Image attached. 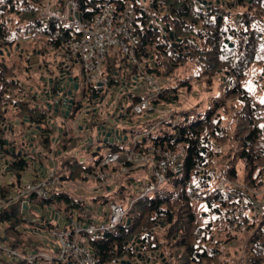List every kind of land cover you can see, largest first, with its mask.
<instances>
[{"label": "trees", "instance_id": "obj_1", "mask_svg": "<svg viewBox=\"0 0 264 264\" xmlns=\"http://www.w3.org/2000/svg\"><path fill=\"white\" fill-rule=\"evenodd\" d=\"M47 1L0 0V4L8 6L5 17L9 13V20L5 18L0 24V47L8 46L18 37L31 36L34 37L31 41L22 43L24 52L20 53V50L17 53L23 57L29 46V57L33 54L44 57L50 52L49 45L52 43L48 36L55 37L58 31L59 37L54 39L55 43L64 39L63 27L57 26L56 19L48 25L44 23L42 15L36 22L23 19L25 9L41 13ZM75 1L79 10L86 17H91L106 0ZM138 1L110 0V3L118 10L132 5L136 11L137 26L140 24L143 27L138 60L148 72L159 78L162 75L166 81L156 104H178L182 98L178 96L181 86L188 91L197 84L209 94L197 102L195 100V103H189L183 110L177 106L172 116H177L179 121L173 134L152 138L150 130L142 134L136 143L126 141L105 146L115 153L131 150L148 152L154 160H159L161 152L179 149V145H183L185 153L179 170L169 171L166 180L169 182L172 178L176 187L182 185V190L177 187L163 193L160 191L162 184L153 191L156 195L154 198L149 195L134 198L136 202L129 211V218L132 219L130 225L107 231L100 238H91L90 244L99 264H113L122 259L133 261L136 252L131 247V240L138 235L144 245L143 251L152 255L151 264H164L161 254L168 264H264V201L257 195L249 194L252 187L264 181V0H254L252 4H249V0H207L212 2L209 6H202L197 0H161L159 5L157 0H153L152 7L159 13L158 18H161L168 32L174 31L182 40L176 47L172 46L168 36L164 38L161 35V29L156 31L150 28L153 23L148 10H143ZM226 40H229L228 44ZM40 41L43 44L38 48ZM150 54L155 58L153 67L148 62ZM42 62L46 61L43 59ZM28 63L25 71L31 69ZM125 63L119 53L108 56L105 77L111 80V84L112 80L117 81L118 77H122ZM10 67L8 64L0 67V146L2 150L5 145L19 149L22 145H35L39 139L44 149L49 151L54 144V132L45 123L47 116L39 117L37 107L31 101L27 102L28 88L11 74ZM171 84L177 87L173 88ZM9 111L19 118L17 124L29 123L32 126V130L21 134L19 147L13 134L14 125L7 123L9 118L6 114ZM132 119L133 116L127 119L129 124L130 121L134 122ZM151 123L154 120L141 123L137 119L134 124L149 126ZM34 127H41L48 134L33 135ZM26 137L31 140L27 141ZM148 137L152 142H147ZM9 138L12 141L7 144ZM77 139L66 132L62 134L56 144L61 149V155H57L61 159H57L58 165L72 169L78 167L74 157L85 147L80 146ZM4 152L13 159L9 166L14 178L10 185L3 186L0 191V204L10 193V188H19L23 171L28 166L23 160L14 161L19 159L16 153ZM125 167L129 165L125 164ZM93 169L94 166L83 167L82 171L92 174ZM112 169L117 172L122 166L112 165ZM211 169L215 172L211 178L218 179L219 183L224 181L246 186L236 188L230 185L225 191L220 189L218 183L216 190L225 192L227 197L221 193L209 194V178L203 174ZM64 179L66 176L61 177V180ZM131 180H134L132 172L125 174L118 192L124 193L123 182L130 183ZM55 200L65 203L66 209L63 211L66 213L71 210L83 213L87 209L93 211H89L90 215L94 213L92 208L80 207L69 194L59 191L53 198L40 202L42 205H54ZM197 201L201 203L196 204ZM255 204L260 206L255 207ZM196 206L200 211H196ZM243 206L249 209L245 215L247 224L243 229L244 238L239 239L237 245L226 246L240 232L231 231L229 226ZM16 209L19 211L18 204H13L0 214V223L7 237L6 245L24 253L28 249L41 252L44 246L39 245L31 234L18 229L25 222ZM117 230H120L119 235L114 234ZM26 235L29 237L24 240L25 243L20 244L13 239ZM126 242L129 245H125Z\"/></svg>", "mask_w": 264, "mask_h": 264}, {"label": "built area", "instance_id": "obj_2", "mask_svg": "<svg viewBox=\"0 0 264 264\" xmlns=\"http://www.w3.org/2000/svg\"><path fill=\"white\" fill-rule=\"evenodd\" d=\"M160 1L157 0L158 5ZM56 2H58V6ZM56 2L49 0L44 3L41 15L45 24L50 23L53 19L63 22L64 39H59L58 43H55L54 39L59 37L58 31L55 32V37L48 36V38L52 41L49 45L50 52L59 51L61 57L59 71L60 74L64 75V78L60 80L61 75L59 74L58 86L55 84L56 86L53 85L46 90H41L35 96V98L43 101L42 105H37L38 108L40 106L48 108L47 105H51L53 110L51 108L49 110L54 111V115L58 116L57 119L60 118L61 120L59 125L58 121H54L51 117L45 121L50 127L56 125L55 128L59 136L53 141H59L64 132H72L77 135L82 133L80 131L89 130L88 125L92 117L102 114L103 108L112 105V103L107 105L106 98L108 97H111L112 108L116 111L112 116H108L110 122L126 120L130 116L142 117L147 113L151 115L155 106L158 105L156 102L161 96L165 82L156 74L148 72L138 60V52L142 49L140 33L143 27L140 24L137 26L134 7L127 5L118 10L114 4L110 3V0H106L96 14L86 17L79 10L76 1L56 0ZM138 4L143 10H146L145 5H141L140 0ZM157 21H161V18H157ZM159 29L162 30V27L159 26ZM33 38L31 36L27 38L18 37L14 44L20 45L24 41H31ZM143 50L148 52L147 48ZM115 53H119L126 63L122 66L121 81L123 83L117 84L113 90L110 80L105 77V70L108 56ZM148 60L153 67L155 58L152 54ZM76 63L82 67V78L71 73L70 64ZM75 84L79 85L78 89H75ZM46 92L51 94L47 96ZM70 99L73 101L69 109ZM56 108L57 111H55ZM68 109V118L78 115L72 130L66 125L65 111ZM62 124L67 127L62 126ZM102 126H98V132L102 131H100ZM106 130L112 132V126H107ZM34 131L39 135L48 134L41 127L40 129L35 128ZM112 133L114 135V132ZM140 138L141 136L135 138L133 143H136ZM26 139L27 141L31 140L30 137H26ZM56 142L54 141V143ZM102 143L103 145L112 144L104 141ZM114 144H122V141L116 136ZM38 147L37 145H22L21 148L15 149L12 145H5L3 146L4 150H2L0 146V191L3 190V186L10 185L14 178L9 166L13 159L7 156L4 151L16 153L19 159H14L15 162L23 160L28 163L21 176L19 188H10V193L1 201L0 214L3 209L18 204L19 212L25 222L18 229L28 234L51 235L54 242L52 245L50 244L49 248L53 253L28 249L27 255H22L17 249L6 245L7 237L3 225L0 223V259L7 264L24 262L33 264H99L95 250L90 244L91 238H100L107 231L128 225L129 211L136 200L130 199L128 207L118 204L110 205L107 213L103 214L104 220L90 215L89 209L83 213L77 210L66 213L63 210L55 209L52 204L42 205L40 200L53 198L58 186L62 185V180L57 174L58 161L54 160V147L52 146L48 152L44 148L39 151ZM12 148L15 150L14 152L11 151ZM107 150L106 158H101L95 163L92 174L85 171V176H93L102 182L109 179L112 174L117 173L112 169V165H119L122 153ZM177 150L161 152L159 160L152 159L149 153H139L133 150L125 153L127 161L134 164L142 165L145 164L143 161L146 163L150 160L154 161L155 179L159 184H162L166 181L169 171L179 170L181 161H179V155L176 154ZM47 159H50L49 162ZM161 170H164V173H161ZM3 176L7 177L5 184L2 185ZM148 184L151 186L146 192L141 193V197L158 188L154 183ZM219 187L222 190H227V186L225 187L223 183ZM239 213L240 216L233 222L237 229H242L245 225L244 206L241 207ZM58 219H63L64 224H58ZM53 224H57L58 227L51 226ZM113 264L122 263L117 261Z\"/></svg>", "mask_w": 264, "mask_h": 264}, {"label": "rangeland", "instance_id": "obj_3", "mask_svg": "<svg viewBox=\"0 0 264 264\" xmlns=\"http://www.w3.org/2000/svg\"><path fill=\"white\" fill-rule=\"evenodd\" d=\"M18 2V0H16ZM52 1V0H51ZM56 2V0H53ZM75 1V0H74ZM137 1V0H135ZM140 2L142 3L141 5H145L146 10H148V13L151 17V21L154 24V27H159V22L157 21V18L160 16L159 13L156 11V9L154 7H152V2L153 0H140ZM57 6H58V2ZM249 4H250V0H249ZM200 5L203 6L202 3H200ZM7 8L4 7V4H0V24L3 21V19H7L9 20V13L8 16L5 17ZM20 10H18L19 12ZM40 12L34 11L33 9H25V13L23 16V19L27 20H32L34 22L38 21L39 18L41 17ZM14 16V15H12ZM42 19V18H41ZM56 24L58 27L62 28L63 27V22L60 20H56ZM48 25V24H47ZM47 28V27H46ZM181 31H184V29H181ZM161 35L164 37V34L162 32V30L160 31ZM38 44V48H41L42 44L41 41ZM19 45H15L14 41L9 44L8 46H3L0 47V67H4L6 66V64L11 65L10 69H11V74L14 75V77L20 81H22L28 88V95L25 97V99H27V101H31L32 105L37 107V105H42L43 101L39 98H35L36 94L39 93L41 90L43 89H48L49 87L53 86V85H57L58 86V80H59V76L62 75L60 74L59 71V64H60V54L59 51H54V52H49L47 53L44 57L40 56V54H36L35 56H31L29 57V46L26 47L27 48V53L21 57L19 56V54L17 52H19L21 50L20 53L24 52V48L22 46V43ZM27 45V44H25ZM7 48V49H6ZM3 52V54H2ZM9 52V55H8ZM11 53V54H10ZM30 59V60H29ZM44 59L46 62L45 63H41V61ZM29 60V63H28ZM31 67V69L29 71H25L26 66ZM71 66V73L76 76V77H80L82 78L83 76V71H82V67L80 64L76 63L74 65L70 64ZM165 67V65H163ZM60 74V75H59ZM59 75V76H58ZM164 77L161 75V79L165 81V79H163ZM53 79V80H52ZM122 77H118V80H112L113 84V90L116 88L117 83L118 85H121L123 83ZM54 81V83H53ZM111 81V80H110ZM62 82V81H61ZM195 86H192L188 91L186 90L185 86H181L180 87V93L178 94V96H181V102L179 101L178 104L176 103H159L157 106H155V109L152 111L151 115H144L142 117L138 116V117H134L133 116V121H130V124L128 122V118L126 120H114L112 122H110V119L108 118V116H112L114 114V112H116L112 107H113V101L111 99V97L106 98V102L107 105H110L112 103V105L110 107H105L103 108V113L97 116L93 117V120H91L90 124L88 125V129L87 131H80L82 133L80 134H74L72 132L68 133L69 135H73L74 137L78 138L77 140L79 141L78 144L87 149L84 148V150L80 151L75 157L74 159L77 161L78 163V167L76 169H72L70 167H62L60 164L57 167L58 170V174L59 176L63 177L66 176V179L62 180V185L58 186L57 188V192H63V193H67L70 195V197L72 198V200H74L80 207L82 208H92L94 210V213L92 214V216H96L98 219L104 220V213L106 214L110 205L112 204H118V205H123L125 207L129 206V201L131 198H139L141 196L142 192H146V190L151 186V184L148 183H154L157 185V187L161 186V190L163 193H168L171 192L173 190H176V185L173 182V179L171 178L169 182H164L162 184H159L154 176L155 173V169H154V161H149V162H145L143 161L145 164H134L131 162H128L126 159V153H122V157L121 161L119 162V166H122V169H120L119 171H117L116 174H112L110 176L109 179L99 182L95 177L91 176L88 177V179H83L82 177H86L84 175L85 171H82L83 167L87 168V167H93L95 165L96 162L100 161L101 158H106V156L108 155V150L106 149V145H103V141L104 139L102 138V140H100L101 137H104L101 135L102 132H106L108 133V131L106 130L107 126H112V132L115 133V131L118 129L121 137L122 136H128V139L126 141H128L129 144L133 143V141L135 140V138H137L138 136L142 137V134L144 133H149V131H152V138H158V137H162L165 136L166 134H173L175 132L174 127L175 125L178 123V117L177 116H172L174 113L173 111H175L177 109V106H179V109L183 110L186 107L189 106V103H195L199 101L202 96H206L209 93L208 92H204L203 88L199 87L197 84H194ZM169 86V85H167ZM171 86L177 87L176 84H171ZM165 88H167L165 86ZM32 89V90H31ZM67 100V99H66ZM71 100V99H70ZM69 100V101H70ZM49 101V100H48ZM183 103V104H182ZM70 105H72V103L70 102ZM48 108L44 107L42 108L41 106L36 110V113L38 114L39 117H41L42 115L47 116V118L51 117L54 121H58V125L61 123L60 118L57 119V117L54 115V111H50L49 109L51 108L53 110V107L51 105H47ZM5 109H8L7 107H5ZM76 114V113H75ZM6 116L9 118V121L7 122L9 124V122L14 125V135L15 138L17 139V147H19V142L22 140L21 134L26 133L29 130H32V126H30L29 123L25 124V125H20L17 124L19 121L18 117H15L11 111L8 112V114H6ZM78 115L76 114L75 116H73V118H68V115L66 116L65 114V119H66V125H68L69 129L72 130L73 126H74V121L76 120V117ZM61 117V116H60ZM68 118V119H67ZM137 119H140L141 123L142 122H147L149 120H154V123H151L149 126L147 125H140V124H134ZM105 123L103 126L105 127V129H100L101 132H98V126L101 123ZM66 125L62 124V126L67 127ZM56 125L51 126L52 131L54 132L53 136L54 138H58L59 135H57L58 131L55 128ZM61 126V127H62ZM102 126V127H103ZM37 127H34V129ZM60 128V127H59ZM157 128V129H155ZM126 131V133L124 132ZM111 132V131H110ZM33 135H37L35 133V131H32ZM61 139V137H60ZM59 139V140H60ZM120 141L122 142H126L123 138H119ZM8 141H12L11 138L8 139ZM56 142V140H54ZM53 141V143H54ZM37 142V143H36ZM105 142V141H104ZM147 142L150 143L152 142L151 137H148ZM35 145L39 146V151H41L44 147L42 146L41 142L39 139H37L35 141ZM59 141H57L56 143H54L52 146L55 149V157L54 160H61L60 156L61 155V149L59 150L57 148V146L59 147L58 144ZM77 144V143H76ZM88 144V145H87ZM114 144V143H112ZM48 152V151H46ZM145 154H148V152H143ZM185 153V148L183 147V145H179V149L177 150L176 154L179 155V161L182 160V157L184 156ZM67 154V153H65ZM58 155V156H57ZM150 156V155H149ZM145 157V156H144ZM50 159H47V161L49 162ZM1 161V158H0ZM141 162V163H143ZM125 163L129 165V167H125ZM150 165V166H148ZM133 169V170H130ZM138 171H141L138 172ZM132 172V176L134 177V180H131V182H127L124 181L123 182V186H124V193L118 192L120 191V186L121 183L123 181V177L125 174ZM143 172V173H142ZM74 173V175H73ZM77 173V175H76ZM161 173H164V170H161ZM203 173H206V171H204ZM168 174V173H167ZM215 174L214 170L211 169L209 170L208 173L203 174L205 177L208 176L209 178V183H210V190H209V194H216V193H221L223 196L227 197V194L225 192H220L217 189L219 180L214 178L213 179V175ZM211 176H213L211 178ZM4 179H1L2 185L5 184L6 180L5 176H3ZM167 180V179H166ZM222 183L224 184V186H234V187H238V188H242L244 186H246L245 184L242 183H238V184H233L232 182H225L224 181H220L219 186L222 185ZM153 185V184H152ZM154 186V185H153ZM108 187V190H107ZM179 190H182V185L180 184V186L178 187ZM246 189V188H243ZM249 190V189H247ZM250 193L249 194H254L257 195V197H259L260 199H262L261 201H264V181H262L261 183L258 184L257 187H252L251 190H249ZM147 195H149L151 198H154L155 192H151ZM260 202V200H259ZM201 203L200 201H197L196 204ZM262 203V202H261ZM259 207L260 204H255V207ZM54 207L57 210H64L66 209L65 203L63 202H58L57 200L54 201ZM196 211H200V208L196 206ZM16 211H18V209H16ZM69 212V211H68ZM90 212H93L90 210ZM249 212V209H245L244 206V214L246 215V213ZM19 215L22 216V214L18 211ZM238 216H240V213H238ZM129 219V218H128ZM237 219V218H236ZM244 227L246 226V216L244 218ZM53 226H57L53 224ZM58 227V226H57ZM230 230L235 232V231H240L238 232V234L236 235V239H233L231 241H229L228 244H226V246H234L237 245L239 242V239H243L244 238V233H243V229H237L235 227V223L232 222ZM253 230L250 231V233H252ZM120 230L114 231V234L119 235ZM33 236V238H35V240L39 243V245L41 244L43 247V252H47L52 254L53 252L50 250L49 246L50 244L52 245L54 242V239L51 237V235H44L43 233L41 234H31ZM29 236H22L19 239H16L15 237H13L14 240H16V242L18 243H25L24 240H26ZM140 239V235L134 237L131 241V247L134 248L135 252H136V256L134 258V260L131 262L132 264H151V260H152V255H150L149 253H145L143 251V243L140 239V243H138V240ZM33 243V242H31ZM139 247V249L137 250V248ZM18 249V248H17ZM19 250V249H18ZM20 251V250H19ZM25 256L27 255V252H22ZM141 254V256L139 257V255ZM161 257V255H160ZM162 259V257H161ZM224 259V258H223ZM125 259H122L120 261H123ZM127 261V260H126ZM163 262V261H162ZM5 264H7L6 262H3ZM122 263V262H121ZM14 264H29V262H24V263H14ZM222 264H227V263H222Z\"/></svg>", "mask_w": 264, "mask_h": 264}, {"label": "water", "instance_id": "obj_4", "mask_svg": "<svg viewBox=\"0 0 264 264\" xmlns=\"http://www.w3.org/2000/svg\"><path fill=\"white\" fill-rule=\"evenodd\" d=\"M197 1H198L199 3H202L203 6H209V5L212 4V2H208L207 0H197ZM253 1H254V0H250V4H252ZM4 7L7 8L8 6H7V5H4ZM158 20H159V19H158ZM159 25H160V27H162V31H163V34H164V38H166V37L168 36V38L170 39V41H172V46H173V47H176L179 43L182 42V40L179 39V38L177 37V34H176L174 31H170V32H168V29H167L166 26H164L163 22L159 21ZM163 26H164V27H163ZM150 28H154L156 31H159V27H154L153 25H151ZM228 43H229V40H226V44H228ZM231 46H233V44H232ZM6 49H7V48H6ZM2 54H3V52H2ZM8 55H9V52H8ZM63 78H64V75L62 74L60 80H63ZM52 80H53V79H52ZM53 83H54V81H53ZM55 86H56V85H55ZM78 87H79V85H78V84H75V89H78ZM54 89H56V88H54ZM43 90H46V88L43 89ZM50 94H51L50 92H46V95H47V96L50 95ZM72 101H73V100H70L71 103H72ZM70 107H71V105H69V109H70ZM69 109H68L67 111H65L66 116L69 114ZM55 111H57V108L55 109ZM101 128H102V129H105L104 126L101 127ZM37 129H40V127H37ZM101 135L104 136L103 139H104L105 142H110V143H114V141H115V137H116V136H117L118 138H123L125 141L128 139V136H127V135L121 137V134H120V132H119L118 129L115 131L114 135H113L112 132H108V133H106V132H102ZM6 143L8 144L9 141L6 140ZM30 145H33V144L31 143ZM11 151L14 152L15 150L12 148ZM18 154H20V153H18ZM131 222H132V219L129 218V219H128V225H130ZM131 241H132V240H131ZM140 242H141V241H140V239H139V240H138V243H140ZM125 245H129V242H126ZM143 248H144V245H143ZM138 249H139V247L137 248V250H138ZM140 256H141V254L139 255V257H140ZM161 257H162V261H163V263H164V264H168V262H166V259L164 258V255H163V254H161ZM121 262H122V264H132L131 261H129V260H127V261H126V260H123V261H121Z\"/></svg>", "mask_w": 264, "mask_h": 264}, {"label": "crops", "instance_id": "obj_5", "mask_svg": "<svg viewBox=\"0 0 264 264\" xmlns=\"http://www.w3.org/2000/svg\"><path fill=\"white\" fill-rule=\"evenodd\" d=\"M138 172L141 173V171H138ZM142 173H143V172H142ZM132 199H134V198H132ZM57 223L63 225V224H64V221H63V219H58V220H57Z\"/></svg>", "mask_w": 264, "mask_h": 264}, {"label": "bare ground", "instance_id": "obj_6", "mask_svg": "<svg viewBox=\"0 0 264 264\" xmlns=\"http://www.w3.org/2000/svg\"><path fill=\"white\" fill-rule=\"evenodd\" d=\"M27 102H28V101H27ZM11 112H12V111H11ZM36 143H37V142H36ZM36 143H35V144H36Z\"/></svg>", "mask_w": 264, "mask_h": 264}]
</instances>
